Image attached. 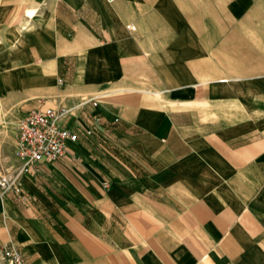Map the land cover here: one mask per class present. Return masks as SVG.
<instances>
[{"label": "crops", "instance_id": "obj_1", "mask_svg": "<svg viewBox=\"0 0 264 264\" xmlns=\"http://www.w3.org/2000/svg\"><path fill=\"white\" fill-rule=\"evenodd\" d=\"M0 45L17 68L1 100L13 150L41 103L78 135L0 195V249L264 264V0H0Z\"/></svg>", "mask_w": 264, "mask_h": 264}, {"label": "built area", "instance_id": "obj_2", "mask_svg": "<svg viewBox=\"0 0 264 264\" xmlns=\"http://www.w3.org/2000/svg\"><path fill=\"white\" fill-rule=\"evenodd\" d=\"M130 29V25L125 26ZM95 105L93 99L90 100ZM67 110L39 104L24 113L15 124L16 164L0 172V195L21 194L23 180L38 171L46 163L61 160L65 156V146L77 140L78 135L69 126L61 124ZM90 135L89 130L85 131ZM105 185V183H103ZM6 264H25L23 255L11 246L1 247Z\"/></svg>", "mask_w": 264, "mask_h": 264}, {"label": "rangeland", "instance_id": "obj_3", "mask_svg": "<svg viewBox=\"0 0 264 264\" xmlns=\"http://www.w3.org/2000/svg\"><path fill=\"white\" fill-rule=\"evenodd\" d=\"M30 16L33 17V15ZM10 33L12 34V32ZM22 43L23 40H17V45L13 50H18ZM45 48L46 47H39L41 53L45 54ZM13 50H8L0 45V85H2L0 89V172H3L10 166H13L16 158L14 154L15 151L12 147L11 138L12 127L16 119H13V115H11V112L8 113L6 116L4 115L5 110L1 101L4 95V87L9 84L13 85L14 79H12V77L17 76V68L15 67V70L9 71V67L7 66V62L10 61V58L13 56ZM11 119L14 120L13 123L9 122ZM0 264H6V261L2 258L1 250Z\"/></svg>", "mask_w": 264, "mask_h": 264}, {"label": "bare ground", "instance_id": "obj_4", "mask_svg": "<svg viewBox=\"0 0 264 264\" xmlns=\"http://www.w3.org/2000/svg\"><path fill=\"white\" fill-rule=\"evenodd\" d=\"M1 56V55H0ZM2 85H0V89H1Z\"/></svg>", "mask_w": 264, "mask_h": 264}]
</instances>
